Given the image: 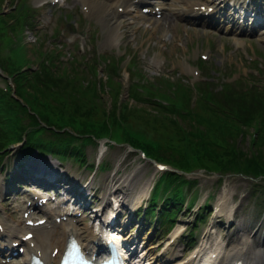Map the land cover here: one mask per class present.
<instances>
[{"label":"trees","instance_id":"1","mask_svg":"<svg viewBox=\"0 0 264 264\" xmlns=\"http://www.w3.org/2000/svg\"><path fill=\"white\" fill-rule=\"evenodd\" d=\"M3 2L0 0V44L9 47L15 58L12 60L7 56L4 61L7 71L21 83L20 97L27 106L4 97L0 90V123L4 119L6 125L0 128V154L11 143L21 140L31 126L38 129L28 136L27 148L72 155L78 161L84 158L83 149L75 144L80 138L90 142L111 138L130 143L134 148L145 146V141L132 139L125 133L126 125L144 134L146 140L159 143L161 150L150 148L149 155L153 159L168 163L181 172H239L254 179L264 177V93L243 92L230 87L224 92L213 93L206 85L195 95L188 84L178 81V89L171 94L172 83L162 80L166 90L154 88L151 83L141 85L139 89L132 84V101L121 102L124 87L116 76H110L107 88L111 102L108 106L96 87H92L95 82L97 84L92 78H97L96 66L86 71L72 62L69 67L63 65L57 73L44 65L36 72L22 71L24 66L30 67L32 63L25 47L18 42V35L25 30L21 24L23 18L13 12L1 13ZM68 70L77 73L73 84L63 79ZM131 73L135 77V73ZM86 80L88 87H82ZM101 86L106 85L103 82ZM143 91L149 96L167 99L168 106L145 102ZM38 118L43 122L53 119L59 132L40 127ZM62 122L79 129V135L61 133L66 127ZM49 133L54 136L53 142H46L47 136H51ZM249 138L251 149L245 151ZM184 183L177 172L167 175L164 192H160V196L165 195L161 218L172 219L181 209ZM158 197L159 191L152 200L153 212Z\"/></svg>","mask_w":264,"mask_h":264},{"label":"rangeland","instance_id":"2","mask_svg":"<svg viewBox=\"0 0 264 264\" xmlns=\"http://www.w3.org/2000/svg\"><path fill=\"white\" fill-rule=\"evenodd\" d=\"M235 1L236 0H233V2ZM239 1L242 4L244 0ZM15 3H17V0H7L3 6L4 11L10 12L14 9ZM28 4L30 6L33 5L30 0L28 1ZM252 6V11L255 10V12H250V14L253 16L260 11V4L255 7L252 3ZM92 14L102 23V20L98 19L94 12H92ZM23 23L27 24L25 39L22 38V35H18V42H22L25 45L27 58L30 62L33 61V63H30L29 66H34L33 69H38L40 66L39 59L42 63L43 59H49L47 54L51 55L53 52H56L57 50L61 51L62 49L60 50L57 43L53 42L51 30L44 31L43 33H37V35H35L32 23L29 21L27 23L23 21ZM179 33V36H176L167 44L161 43L157 40L156 44L158 43V45H155L154 49H149L150 42L148 44H144L141 41L138 43H122V48H125L128 45L130 46L132 52L138 55V61H136L137 64H135L133 68L132 65L127 68L129 62L128 58L123 62L121 65L122 69H119L117 73L110 74L107 71L105 72V70L102 71L98 78H95L94 76L92 77L93 80L97 81V84L95 82L92 87H96V91L105 99L104 102L109 106L111 97L109 89L107 88V81L111 78H106V74L112 76L117 74L116 77L124 87L121 102H128L132 101L130 93L131 84L133 82L131 79L132 73H130V71L136 73L135 79L141 80V85L149 81L153 84L154 88H156V86L162 87L161 91L167 89L165 84L161 83L162 80L171 82L172 84L170 88L172 94L173 90L175 91L178 89V85L176 83L180 80L186 84H194L200 80L204 81L205 74L201 77H195L192 70L199 69L203 71V69L198 65V59L200 53H203L209 47L211 48V55L213 57L211 62L208 64L207 76H214L215 78L219 77L221 81L226 79V76L228 75L233 76L236 74V76H239L240 74L250 73L251 66L246 64V51L252 56H254V51L264 56V43L260 44L255 42L254 46L248 43L246 45V51L238 52L235 47L237 43L236 37L226 40L225 38H221V36H211L210 34L206 35L202 31L196 32L189 30V26L187 24H183L179 27ZM140 36L141 34L137 35V38ZM133 37L134 36H130V38ZM106 43L107 42H105V44ZM122 48L120 49V57L125 53V50H122ZM40 51L45 52V55L39 57ZM2 53H9L8 47L4 44ZM100 53L116 54V48L113 44L103 45ZM153 55L157 57L156 60H158V57L168 58L167 73H170L171 75L165 74L162 75V77L159 75V71H153L151 69L152 61L150 60V56ZM60 57L61 55H59L57 59H50L54 61V64L56 65L59 63L61 64L63 59ZM55 70H57V67L54 71ZM76 74V72L72 73L68 70L67 74L63 76V79L66 82L70 81L73 84ZM182 79H185L186 82ZM101 82H104L106 86L102 88ZM83 83L84 86L81 84L82 87H88L89 83L87 80L83 81ZM134 104L138 105L136 103ZM165 104L166 102L163 101L161 105ZM105 142L107 141H100L98 145L85 144L83 146L85 150L86 164L88 167H84L80 163L73 162L72 160L67 162L69 164L68 166H65L64 171H58V163L50 162L49 164L56 173L71 172L76 176L74 180H82L84 181V185L92 182L93 187L99 190L97 193V199L95 200L98 205H102L104 202L110 200V198L112 199V197L108 196V194L104 200L100 199V197L102 198L104 196L103 189H107L112 192L118 190L116 194L126 200L127 206L135 205L136 209L139 208L140 212H143L148 203L151 188L160 176L155 164L151 161L141 159L140 155L127 145L110 146V144H105ZM251 142L252 141L249 138L248 142L244 146L245 151H250ZM33 157L38 159L36 156ZM22 158L23 157L21 155L18 157L19 160ZM103 161L106 163L108 168L106 170L101 169L96 171L97 169L96 167L94 168V165L98 166ZM11 164L12 167H15L16 161L13 160ZM1 172L2 168H0V185L5 194L8 190L7 186L10 179L9 175H1ZM221 175L198 171L186 176L188 179H196L195 183H192V185L195 186L192 190H189L188 197H190L191 193H193L192 196H197L199 200H205L208 197L209 201L214 204L215 198L218 199L221 195H223V197H226L227 195V197L234 200V209L237 210L239 208L238 213L236 214L237 217L230 223V220L223 217L222 214L212 218L210 215H206L207 219L200 224L201 232L196 234H189L190 230L187 232L182 231L186 226L181 227L180 229L183 235L179 239L178 244L171 248V250H173V257H175L178 252L191 253L192 248L196 247L195 240H203L207 233H212L213 239L215 240L225 236L229 237V241L235 244V242H243L239 237L243 235V230L247 229L249 230V233L255 234L258 241L264 242V179L259 182L254 180V178L247 177L243 174ZM69 178L72 179V176L70 175ZM81 189H84V186H82ZM223 192H226V194ZM65 197L67 199L72 198L70 193H68ZM221 199L223 201L226 198ZM90 201L91 200H89V202ZM224 202L227 204V199ZM183 210L178 215L180 222L186 223L188 221H193L195 216L192 215L193 220H189V216H186ZM187 211L189 212V210ZM128 214L130 215V213ZM130 217L135 224L134 234L137 233V230H139V239H142L141 236L145 233V231H148L146 237L140 240V242L146 246L147 251H152L154 249L151 247L162 250L163 245L167 242L169 237L174 235L173 233L171 236L164 238L161 235L156 234V232H154V235L151 231H153L155 223H152L151 225L143 224L141 226L137 215H130ZM127 220V217L123 218V223ZM155 221L156 218L153 217L152 222ZM187 237H189L191 241L194 240L190 245L184 244L183 242V238L185 239ZM153 242L155 243L154 246H152Z\"/></svg>","mask_w":264,"mask_h":264},{"label":"bare ground","instance_id":"3","mask_svg":"<svg viewBox=\"0 0 264 264\" xmlns=\"http://www.w3.org/2000/svg\"><path fill=\"white\" fill-rule=\"evenodd\" d=\"M81 1L83 3H90L91 12H94L95 15L98 17V19L102 20V25L105 28V30H113L109 28L110 27L109 25L107 26V22L115 14L113 11L115 3H105V2L103 3V2H98V0H81ZM147 1L148 0H144V2H147ZM176 1H178L183 6H181L180 8H177L165 2H160V3L163 5V7L167 11L168 9H170V14H172V16L179 17L180 19H185L189 22L197 21L199 19L197 12L192 11L196 0H186V2H184L183 0H176ZM122 2L128 3V0H122ZM106 7L108 8L107 10H106ZM242 31H245V30L243 29ZM117 192L118 190H116V193ZM16 230L17 228L15 227L14 224L8 227V233H16ZM76 231H77L76 226L71 225V224H62L61 226H54L52 230H47L45 227H41V228L36 229L35 233H36V240L39 243V245H42V243L46 241V237L48 235L50 234L54 235L53 245L51 248L47 250V252H51L54 246H59V247L64 248L67 236L71 234L72 232H76ZM242 233L243 235L239 237L243 241L240 243L242 248L246 249L248 246L249 247L247 250L248 253L251 256L253 255L258 256L261 259L262 263L264 264V242L258 241L255 234L249 233V230L247 229H244ZM208 237L209 239H212V236L210 234ZM89 238H92V239L95 238V234L92 231L89 232ZM257 242H258V245H257ZM214 245L216 249L220 248L221 246L215 243ZM237 248H239V246L234 247L228 253L234 251ZM254 248L256 251L253 250ZM214 253H216V251H214ZM22 264H25V263H22Z\"/></svg>","mask_w":264,"mask_h":264},{"label":"snow or ice","instance_id":"4","mask_svg":"<svg viewBox=\"0 0 264 264\" xmlns=\"http://www.w3.org/2000/svg\"><path fill=\"white\" fill-rule=\"evenodd\" d=\"M72 244H73V248L76 249L75 241H73Z\"/></svg>","mask_w":264,"mask_h":264}]
</instances>
